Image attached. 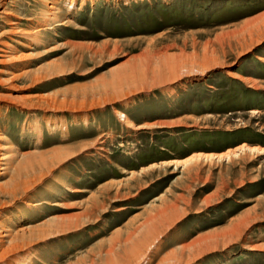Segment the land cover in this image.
I'll return each mask as SVG.
<instances>
[{
    "label": "rangeland",
    "instance_id": "1",
    "mask_svg": "<svg viewBox=\"0 0 264 264\" xmlns=\"http://www.w3.org/2000/svg\"><path fill=\"white\" fill-rule=\"evenodd\" d=\"M263 61L264 0H0V264H264Z\"/></svg>",
    "mask_w": 264,
    "mask_h": 264
},
{
    "label": "bare ground",
    "instance_id": "2",
    "mask_svg": "<svg viewBox=\"0 0 264 264\" xmlns=\"http://www.w3.org/2000/svg\"><path fill=\"white\" fill-rule=\"evenodd\" d=\"M67 1V0H66ZM70 4V3H69ZM70 6V5H69ZM48 9H55V7L54 6H49L48 7ZM53 12H51V14H52ZM40 31L41 30H36L35 32H33V36H37L38 35V33H40ZM157 58V57H156ZM25 59V58H24ZM21 61H22V59H20ZM155 60V59H154ZM263 60V59H262ZM209 62V61H208ZM264 62V61H263ZM202 63V62H201ZM204 63H205V61H204ZM164 64H165V62H164ZM195 63H193V65H194ZM197 64H199V63H197ZM197 64H195V65H197ZM154 65V64H153ZM182 65H184V64H182V63H180V64H178V62L177 61H174V60H169L168 59V61H166V65H165V67L167 66V68H168V70H169V72L171 73L172 71H176L178 68H182ZM189 65H192V64H190L189 63ZM201 65V64H200ZM190 67V66H189ZM199 67H201V66H199ZM192 69V68H191ZM166 70V69H165ZM185 70H187V69H185ZM193 70V69H192ZM197 70V69H196ZM157 72V71H156ZM188 73H189V71H187ZM187 72H185V73H187ZM199 72V71H198ZM191 73V72H190ZM172 74V73H171ZM170 75V74H169ZM183 75V74H182ZM171 78V77H170ZM174 78V77H173ZM175 78H178V77H176L175 76ZM117 113V112H116ZM118 115H119V117L122 119V122H124L125 123V125H127V126H133L132 125V123L128 120V118L125 116V115H123L122 113L120 114V113H117ZM118 117V118H119ZM120 120V119H119ZM121 123V122H120ZM123 124V123H122ZM4 138L2 137V135L0 134V150H3L4 149V146L2 145V140H3ZM243 148V147H242ZM248 150V149H247ZM257 154H263L264 153V150L262 151V149L260 150V149H258L257 150ZM228 154H229V152H228ZM12 156V155H11ZM225 156H226V154H225ZM223 157V155H218V156H214V155H208V156H200V155H197V156H193V157H191V158H189L188 160H186V162H185V164L187 165V164H190V163H193V162H197L198 160H209V159H217V160H219L220 158H222ZM4 159V157L3 156H1V154H0V161L1 160H3ZM199 162V161H198ZM8 163V162H7ZM5 173V172H4ZM29 175V174H28ZM27 177H29V176H27ZM22 178V177H21ZM22 180V179H21ZM18 181H20V179L18 180ZM26 181V180H25ZM27 181H28V179H27ZM29 181H31V180H29ZM24 182V181H23ZM36 184V183H35ZM26 185V188H27V185L29 186V184H25ZM19 186V185H18ZM16 187H17V185H16ZM28 189V188H27ZM25 190V189H24ZM70 193L71 194H73V195H77V194H80L81 192L80 191H78V190H76V189H71L70 190ZM54 205H57V204H52V206H54ZM37 206H39V204H36V203H34V204H26L25 205V211L24 212H22L21 214H20V216L18 217L19 219H18V224L20 223L21 225V227H19L18 228V231H17V234H23L27 229H28V227H24V225L22 226V223L24 222V221H22V220H24V218H26V217H21V216H23V215H27V211H29V210H32L33 208H35V207H37ZM39 209V208H38ZM31 212V211H30ZM23 214V215H22ZM163 214V213H162ZM156 216V215H155ZM158 217H160V215L158 216ZM77 218V217H76ZM152 219V218H151ZM153 221H155V219H152L151 221L149 220V222H147V224H149V223H152V225L154 226V222ZM163 222V221H162ZM157 223V222H156ZM241 223H242V219H241V221L240 220H238V222L237 223H234L233 224V231H234V229L235 230H237L238 228H239V226L241 225ZM47 224V223H46ZM146 224V225H147ZM162 224V223H161ZM50 225V224H49ZM150 225V224H149ZM148 225V226H149ZM163 225V224H162ZM151 226V225H150ZM149 226V227H150ZM156 226V225H155ZM241 227V226H240ZM151 229H153V228H151ZM151 229H149V230H151ZM231 230V229H230ZM238 231V230H237ZM160 232V231H159ZM226 232H228V231H226ZM235 232V231H234ZM239 232V231H238ZM149 233H152L151 231H149ZM156 233V232H155ZM154 233V235H156ZM162 233V232H161ZM236 233V232H235ZM241 234V233H240ZM160 235V234H159ZM163 235V234H162ZM223 235V234H222ZM225 235V234H224ZM1 236V235H0ZM145 236V235H144ZM161 236V235H160ZM3 236H1L0 238H2ZM142 237V236H141ZM158 237V236H157ZM157 237L155 236L154 238H156L155 239V241H159V240H157ZM226 237V236H225ZM160 238V237H159ZM213 238V235L212 236H210V237H206V236H204V237H202V238H200V239H197V240H195V242L193 241V243H191V246H194V245H196V247L198 246H200L201 245V243H202V245L204 244V243H207V240L209 241L210 239H212ZM114 239V238H113ZM146 240V239H145ZM152 240H153V238H152ZM200 240V241H199ZM150 241V240H149ZM138 242V241H137ZM142 242V241H141ZM144 242V241H143ZM143 242H142V246H143ZM147 242H148V240H147ZM146 242V243H147ZM149 243V242H148ZM155 243V242H154ZM153 243V244H154ZM195 243V244H194ZM211 243V242H210ZM150 244V243H149ZM152 244V243H151ZM213 244V243H212ZM215 244V243H214ZM138 245V244H137ZM140 245V244H139ZM147 245V244H146ZM216 245V244H215ZM225 245H226V243H225ZM149 246V245H148ZM156 246V245H155ZM188 246V245H187ZM190 246V247H191ZM17 247V246H16ZM19 247V246H18ZM134 247V246H133ZM138 247H140V246H138ZM150 247V246H149ZM184 247H186V246H184ZM205 247V246H204ZM216 247V246H215ZM15 248V247H14ZM137 248V247H136ZM136 248H134V249H136ZM141 248V247H140ZM146 248V247H145ZM145 248H141V250L143 251V249H145ZM148 248V247H147ZM151 248V247H150ZM209 249L211 248V247H208ZM207 248V249H208ZM212 248H214V247H212ZM139 249V248H138ZM156 249V248H155ZM194 249V248H193ZM204 249V248H203ZM206 249V250H207ZM209 249H208V251H209ZM147 250V249H146ZM205 250V251H206ZM134 251H136V250H133V248L132 249H130L129 250V252L127 253V254H124V258H126V260H127V257H129V259H130V257H132V258H134L133 257V255L135 254H133V252ZM204 251V250H203ZM204 251V252H205ZM127 252V251H126ZM138 252H139V250H138ZM147 252H148V250H147ZM18 252H15V251H11L10 253H4L5 255L2 257L3 259H6V260H11V258L13 257V255H15V254H17ZM143 253V252H142ZM201 253V252H200ZM203 253V252H202ZM20 254V253H19ZM130 254H132L131 256H129ZM138 255H136L135 257H139L138 258V263H140V261H141V257L142 256H144V255H146V254H142V256L140 257L139 256V253H137ZM1 256V255H0ZM172 256V257H171ZM174 256H175V252H171L170 254H168V256H167V258H165V259H168V258H174ZM195 256V255H194ZM197 256V255H196ZM199 256V255H198ZM197 256V257H198ZM145 257V256H144ZM166 257V256H165ZM176 257V256H175ZM196 257V258H197ZM1 258V257H0ZM136 259V258H135ZM2 260V259H1ZM134 260V259H133ZM146 260H148L147 259V257L145 258V261ZM182 260V259H181ZM129 261V260H128ZM135 261H137V260H135ZM144 261V262H145ZM31 262V260L30 261H28L27 262V264H29ZM115 262V261H114ZM127 262V261H126ZM131 261H129L128 263H130ZM133 262V261H132ZM163 262V261H162ZM136 263V262H135ZM137 263V264H138ZM146 263V262H145ZM160 263V262H159ZM7 264H23V262L22 261H15V262H13V263H10V261H9V263H7ZM109 264H112V262L111 263H109ZM126 264V263H125ZM134 264V263H133ZM144 264V263H143Z\"/></svg>",
    "mask_w": 264,
    "mask_h": 264
}]
</instances>
